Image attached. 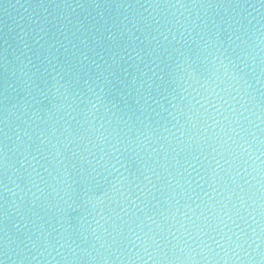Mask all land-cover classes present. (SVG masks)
<instances>
[{"label": "water", "instance_id": "1", "mask_svg": "<svg viewBox=\"0 0 264 264\" xmlns=\"http://www.w3.org/2000/svg\"><path fill=\"white\" fill-rule=\"evenodd\" d=\"M0 264H264V0H0Z\"/></svg>", "mask_w": 264, "mask_h": 264}]
</instances>
